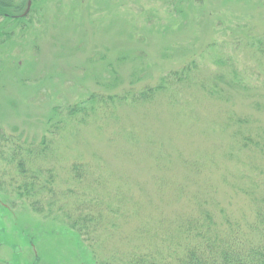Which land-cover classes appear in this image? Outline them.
Here are the masks:
<instances>
[{"label": "rangeland", "instance_id": "374dc122", "mask_svg": "<svg viewBox=\"0 0 264 264\" xmlns=\"http://www.w3.org/2000/svg\"><path fill=\"white\" fill-rule=\"evenodd\" d=\"M29 1L25 17L0 16V132L23 147L46 138L30 166L41 184L52 171L55 204L41 213L16 195L10 179L22 177L0 141V264L163 262L176 222L200 207L258 242L245 231L264 206V154L238 148L229 118L246 116L264 141V0ZM188 63L190 80L129 101ZM221 72L246 88L211 97ZM66 211L96 218L92 244Z\"/></svg>", "mask_w": 264, "mask_h": 264}, {"label": "trees", "instance_id": "16d2710c", "mask_svg": "<svg viewBox=\"0 0 264 264\" xmlns=\"http://www.w3.org/2000/svg\"><path fill=\"white\" fill-rule=\"evenodd\" d=\"M28 2L29 0H0V16L4 18L25 17L21 15ZM192 61L190 63L195 65V61ZM190 63L183 64L182 68L178 70L167 72L153 86H146L143 90L134 91L130 95L131 100L129 101L135 103L136 101L149 100L161 91L168 90L170 85L175 87L190 80L191 76L189 74L195 67L194 65L190 67ZM220 83H224L227 88H222ZM132 85H134L133 82ZM245 88L246 86L240 85L239 79L235 74L221 72L214 74L210 88L206 87L204 91L213 98L227 99L226 97L230 96L231 90L235 91ZM127 90L131 89L128 88ZM95 96L90 95L87 102H92ZM110 98L107 96L106 101ZM119 100L121 102L127 101V96H123ZM83 108L82 104H75L66 110V114L69 117H73L76 113L82 111ZM229 121L233 127L232 136L237 140L240 150L252 145L254 149L262 151L264 154V141L262 139L257 140L258 136L252 138L247 132L248 119L246 116L232 113ZM51 126H55V124H51ZM48 131L50 130L48 129ZM0 141L6 145L9 144L8 162L14 163L17 170L16 173L22 177L19 181L10 179V185L15 187L16 195L19 197L26 196L28 199L27 204L34 211L41 213L52 212L55 204V192L52 186L48 187L49 183H53L52 171L50 169L46 170L49 174L46 177V181L41 184L39 174L42 169H33L30 166L34 155L45 156L46 138H42L38 147H33L32 145L23 147L14 142L13 138L5 137L0 132ZM6 145L0 144V147ZM3 151L0 148V154ZM72 169L79 174L80 168L76 163ZM0 184L1 190V181ZM199 209L200 212L196 215L188 214L186 218H181L180 222H176L179 235H171L170 241L172 244H169L172 249L167 260L160 262L152 255L143 254L134 256L131 264H264V206L256 203L253 220L251 223H246L250 227L245 232L248 234H260V238L256 243L250 242L247 238L241 236L243 225L238 222H232L231 216L221 213L220 217H218L205 207H200ZM73 211L75 212V210ZM63 216L70 228H76L78 235H82L89 244L93 243L94 236L92 233L98 225L96 218L90 215L82 218L75 214L67 213V211L63 212ZM181 229H183V233ZM183 239L186 242L182 244ZM99 264L110 263L103 260Z\"/></svg>", "mask_w": 264, "mask_h": 264}, {"label": "water", "instance_id": "95a60500", "mask_svg": "<svg viewBox=\"0 0 264 264\" xmlns=\"http://www.w3.org/2000/svg\"><path fill=\"white\" fill-rule=\"evenodd\" d=\"M29 6H30V1L28 2V4H27V8H26L25 12L23 13V15H26V14H27L28 9H29Z\"/></svg>", "mask_w": 264, "mask_h": 264}]
</instances>
